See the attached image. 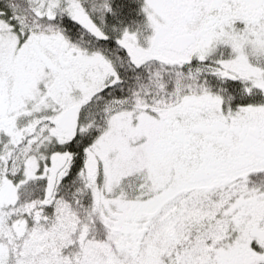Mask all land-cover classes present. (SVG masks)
Instances as JSON below:
<instances>
[{"label":"snow or ice","instance_id":"obj_1","mask_svg":"<svg viewBox=\"0 0 264 264\" xmlns=\"http://www.w3.org/2000/svg\"><path fill=\"white\" fill-rule=\"evenodd\" d=\"M0 264H264V0H0Z\"/></svg>","mask_w":264,"mask_h":264}]
</instances>
